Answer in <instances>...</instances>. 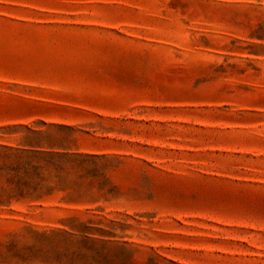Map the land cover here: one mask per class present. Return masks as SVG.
<instances>
[{
    "label": "rangeland",
    "instance_id": "obj_1",
    "mask_svg": "<svg viewBox=\"0 0 264 264\" xmlns=\"http://www.w3.org/2000/svg\"><path fill=\"white\" fill-rule=\"evenodd\" d=\"M0 264H264V0H0Z\"/></svg>",
    "mask_w": 264,
    "mask_h": 264
}]
</instances>
